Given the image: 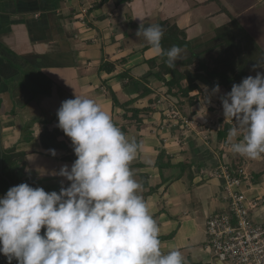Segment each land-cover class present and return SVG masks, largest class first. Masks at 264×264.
<instances>
[{"label": "crops", "instance_id": "1", "mask_svg": "<svg viewBox=\"0 0 264 264\" xmlns=\"http://www.w3.org/2000/svg\"><path fill=\"white\" fill-rule=\"evenodd\" d=\"M263 3V0H0L1 147L24 152L26 173L37 186L47 192H59L61 182L67 187L68 181L51 173L72 163L62 161L67 154L63 150H55V156L44 150L39 137L44 130L57 128L55 114L65 97L92 99L117 126L122 124L124 111L119 108L112 111L108 90L117 97L123 95V102L134 100L132 106L136 108L149 107L152 112L144 116L141 129L134 130L132 126L127 138L139 145L130 168L133 178L143 183L142 194L159 185L146 203L159 227L161 250L166 253L178 249L185 264H225L211 253L206 221L225 212L227 203L222 196L221 181L203 172L234 166V158L243 156L231 151L228 136L221 142L216 138L215 128L221 126L217 113L223 114L222 106L213 118L212 115L208 118L211 112L202 97L195 106L187 108L189 114L183 106L175 105L176 99L166 95V88L150 77L148 61L157 55L135 37V32L139 25H159L164 21L176 26L190 44L189 48H183L186 56L176 62L179 66L193 53L217 45L216 30L232 21L249 36L257 35L262 23L256 16L251 18L249 12ZM252 38L263 52L264 37ZM208 57L205 54L202 59ZM121 60L122 64L116 63ZM103 63H114V71L100 72ZM125 71L126 78H120ZM256 72H264V65L249 75L254 77ZM129 78L138 81V85L125 86ZM144 89H150L151 93L139 97ZM154 99L156 102L150 105L149 101ZM218 101V97H212L211 104ZM211 121L216 122L212 130L208 128ZM58 141L67 144L68 137L61 136ZM160 150L172 158L174 166L168 169L175 171L170 174L153 165ZM259 159L250 167L251 171L247 170L248 179L241 186L246 198H263L253 212L257 221L264 218V158ZM179 164H187L188 169L181 173L176 166Z\"/></svg>", "mask_w": 264, "mask_h": 264}, {"label": "clouds", "instance_id": "2", "mask_svg": "<svg viewBox=\"0 0 264 264\" xmlns=\"http://www.w3.org/2000/svg\"><path fill=\"white\" fill-rule=\"evenodd\" d=\"M163 35L159 25H139L135 32L176 68L186 52L176 45L164 49ZM201 89L206 104L218 97L224 119L234 122L228 131L231 151L264 158V72L242 78L222 95L218 83ZM56 117L76 159L51 174L70 183L47 192L24 182L0 196V254L6 264H185L178 249L161 250L143 183L133 178L138 143L92 99L74 95L61 102ZM48 152L56 155L54 149Z\"/></svg>", "mask_w": 264, "mask_h": 264}, {"label": "trees", "instance_id": "3", "mask_svg": "<svg viewBox=\"0 0 264 264\" xmlns=\"http://www.w3.org/2000/svg\"><path fill=\"white\" fill-rule=\"evenodd\" d=\"M159 26L164 32L161 40V45L164 49L167 50L173 45L182 48L190 47L189 42L186 41L185 35L180 32L176 26L170 25L167 21L160 23ZM237 31L238 33L236 34L235 32ZM215 33L216 38L219 41L217 45L205 52L199 54L193 53L190 58L181 62L179 66L176 65V68H170L167 66L165 62L166 57L157 56L148 61L151 70L150 77L153 76L158 83L166 88L165 94L176 99L174 104L179 108L185 103L182 100L183 98L186 99L190 107L195 106L200 101V98L204 95L200 85H207L208 88L211 89L215 83H218L224 94L231 90L233 83H239L242 78L249 76L250 72L253 70V65L256 64L258 67L264 65V58L261 60V56H256L258 52L261 53V50L258 46L257 49H252L254 48L253 46H255L252 41L253 39L238 24H236V22L232 21L228 26L218 28ZM205 54L209 57L207 59H202V56ZM116 63L122 64V60L117 61ZM114 68V63H103L98 70L100 72L112 73ZM126 76L127 71L120 74V78L122 79H125ZM166 76H170V79H167ZM137 85L138 81L130 78L129 81L125 83V86ZM194 91L197 93L191 96L190 94ZM140 93L139 97L143 94H150L151 90L144 89ZM108 96L112 103V111H115L118 108L123 109L124 111L122 115V124L116 126L121 129L126 138L128 130L132 128V126L134 130H140L143 125L144 116L152 112V109L149 107L136 108L132 106V103L135 102L134 100L119 103L112 90H108ZM156 100L157 99L150 100L149 104L151 105L155 103ZM207 105H209L207 110L211 113L214 112V114L216 110L221 107L220 101L216 104L210 103ZM180 120L183 121L182 119ZM217 122L221 126L215 128L216 138L221 142L227 138L228 131L233 126L234 122L231 120L225 121L222 117H218ZM208 128L211 130L214 128L212 122L208 124ZM61 136L67 138L59 128L52 131L44 130L43 133L40 134L39 141L44 150H63V152L67 154L62 157V161L73 163L76 157L72 150L71 141L69 138L68 141H66L67 144L58 141L57 139ZM24 157V152H16L14 148L6 150L0 145V196H3L10 187L20 183L26 182L30 186H36L35 180L26 173ZM171 161V156H169L164 150H160L153 165L160 171H163L166 168L174 166ZM176 166H179L181 173L184 169H188L185 167L188 166L187 164H179ZM238 170L239 169H235L233 165L227 166V171L232 177L236 176L241 179L242 177L237 173ZM69 183L70 182H68V184ZM158 186L149 188L147 192L142 194L145 201L147 197L157 191ZM217 214H221V212ZM41 231L43 233L44 230L42 229ZM3 260L5 261L4 263ZM0 261H2L0 264H6V258L2 254H0ZM12 264H16V261L13 260Z\"/></svg>", "mask_w": 264, "mask_h": 264}, {"label": "built area", "instance_id": "4", "mask_svg": "<svg viewBox=\"0 0 264 264\" xmlns=\"http://www.w3.org/2000/svg\"><path fill=\"white\" fill-rule=\"evenodd\" d=\"M204 173L221 181L227 203L225 212L214 214L206 221L213 257L230 264H264V218L259 221L253 218L263 198H246L241 186L248 177L241 169L237 171L241 179L232 177L224 167Z\"/></svg>", "mask_w": 264, "mask_h": 264}, {"label": "rangeland", "instance_id": "5", "mask_svg": "<svg viewBox=\"0 0 264 264\" xmlns=\"http://www.w3.org/2000/svg\"><path fill=\"white\" fill-rule=\"evenodd\" d=\"M264 1V0H263ZM249 15H250V17L251 18H253L254 16H256L258 19H259V21H260V23H262V26H259V29H257L256 30V33H257V35L255 34H251V38L252 37H254V38H258V37H261V36H263L264 37V3L263 4H260V6L258 5V6H255L250 12H249ZM236 34L238 33V31L237 32H235ZM253 39V38H252ZM253 42H254V44H255V46H253L254 48H252L253 50L254 49H257V44H259L258 42H256V41H254V39L252 40ZM260 45V44H259ZM260 47H262V46H260ZM259 48V47H258ZM261 49H263V48H261ZM257 55H259V56H261V60H263V58H264V50H263V52L261 51V53H259L258 52V54H256V56ZM91 91V90H90ZM97 91V90H96ZM98 92V91H97ZM197 92H193V93H191L190 95L192 96V95H194V94H196ZM90 94V93H89ZM97 94V93H96ZM85 96H88V94L86 95L85 94ZM122 96V97H121ZM120 97H117V100H118V102L119 103H122L123 102V100H124V97H123V95H121ZM107 97H108V99L110 100V98H109V96L107 95ZM65 98H67V99H72V98H69V97H65ZM183 100V102H185L184 103V105H182L183 106V110L184 111H187V113H189L190 112V110L189 109H187L188 107H189V104H188V102L186 101V99H182ZM200 100H201V98H200ZM190 108V107H189ZM185 113V112H184ZM190 114V113H189ZM218 114V116H223V114L222 113H217ZM56 115V114H55ZM212 115V116H211ZM213 115H215V114H213V113H211L210 115L208 114V118H209V116H211V118H213L214 116ZM57 118V117H56ZM227 119V118H226ZM212 123H214V124H216V122H214V121H211ZM210 122V123H211ZM211 131V130H210ZM58 140V139H57ZM235 157V156H234ZM24 159H25V157H24ZM235 160H234V168L235 169H239V168H242V169H244L245 170V173H247V170L248 171H251V168L250 167H252L253 166V164H256L255 162L257 161V159H255V160H252V159H248L247 157H239V156H237L236 158H234ZM261 159V158H260ZM260 159H259V161H260ZM246 161H247V164H246ZM263 162H264V160H262ZM167 171V173H172L173 171H175V169H168V168H166L165 169V172ZM32 172H36V170H34L33 169V171ZM185 178V177H184ZM33 179V178H32ZM34 180V179H33ZM15 181V180H14ZM36 186L35 187H41L40 185H38L37 186V183L35 184ZM187 185L189 186V183H187ZM264 185V184H263ZM222 196H223V198H224V194L222 193ZM248 197L249 196H251V194H248L247 195ZM0 262H2V261H0ZM5 261L3 260V263H4ZM225 264H230V263H225Z\"/></svg>", "mask_w": 264, "mask_h": 264}]
</instances>
